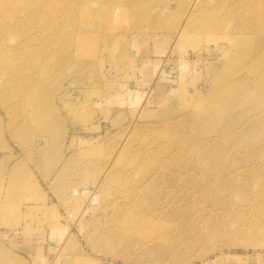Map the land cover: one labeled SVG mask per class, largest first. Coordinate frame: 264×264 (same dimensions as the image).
Wrapping results in <instances>:
<instances>
[{
	"label": "rangeland",
	"instance_id": "1",
	"mask_svg": "<svg viewBox=\"0 0 264 264\" xmlns=\"http://www.w3.org/2000/svg\"><path fill=\"white\" fill-rule=\"evenodd\" d=\"M76 261L264 264V0H0V264Z\"/></svg>",
	"mask_w": 264,
	"mask_h": 264
},
{
	"label": "bare ground",
	"instance_id": "2",
	"mask_svg": "<svg viewBox=\"0 0 264 264\" xmlns=\"http://www.w3.org/2000/svg\"><path fill=\"white\" fill-rule=\"evenodd\" d=\"M176 90H178V88H177V87L174 89V91H176ZM76 263H77V264H85V262H83V261H82V262H81V261H79V262H78V261H76Z\"/></svg>",
	"mask_w": 264,
	"mask_h": 264
}]
</instances>
